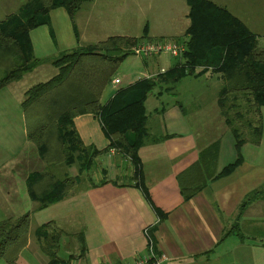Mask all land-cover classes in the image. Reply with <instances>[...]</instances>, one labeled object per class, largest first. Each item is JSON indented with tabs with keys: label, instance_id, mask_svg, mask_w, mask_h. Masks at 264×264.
<instances>
[{
	"label": "crops",
	"instance_id": "obj_1",
	"mask_svg": "<svg viewBox=\"0 0 264 264\" xmlns=\"http://www.w3.org/2000/svg\"><path fill=\"white\" fill-rule=\"evenodd\" d=\"M8 1L11 9L4 13L5 17L16 13L27 0L16 6ZM209 1L228 10L253 34L259 35V32L253 30L259 20L255 13L264 10V0ZM94 4L93 1L90 7ZM6 5L7 0L1 7ZM187 14L188 7L183 12L184 19L179 31L166 32V37L164 32H160L155 37H147L143 42L159 39L175 41L180 37L177 34L184 36L189 26ZM89 18L92 17L87 14V19L82 24L83 34L86 35ZM244 20H254V25L248 26ZM259 26L264 31V22H260ZM91 29L94 30L92 25ZM149 32L148 29V34ZM29 37L34 57L43 63H48L60 53L77 46L90 45L82 38L80 29L77 30L63 8L52 10L49 13V23L30 31ZM184 38L186 41L187 38ZM160 57L161 55L141 58L144 71L139 70L140 78L130 81L127 86L141 79L155 77L173 66H170L168 59L164 62L166 64L160 65ZM207 75L217 76L210 72L204 76ZM218 78L219 76L216 77L217 80ZM164 93L172 95L168 91H160L152 96L158 102L154 109L157 114V130L150 133L146 114L147 130L153 137H172L159 143H148L138 151L142 182L150 202L145 198L139 182L132 179L133 166L129 159L111 149L104 153L109 156L110 161L108 169H101V179L80 189L73 188L61 202L36 210L38 204L28 195L26 179L35 172L47 173L44 172L47 164L40 159L25 133L21 147L15 146L9 152L8 161L0 162V211L4 212L0 215V223L26 214V208H18L20 202H26V206L34 205L35 212L31 214V219L36 220L37 214L46 211L54 213L49 215L48 221H38L34 228H31L30 223L26 245L12 262L4 261L3 264H48L49 258L35 232L41 225L51 222L48 231L60 233V248L63 235H69L58 223L62 218L60 211L63 216L78 215L81 228V232L77 233L78 243L72 245L73 252L66 258L56 255L61 264H131L147 251L145 230L153 240L157 254L162 253L166 257L161 264H264V241L258 235L264 233V198L253 200L239 213V207L245 198L264 187V128L258 146L250 143L242 146L241 163L232 173L209 180L204 189L191 199L184 200L177 177L196 164L201 151L217 145L215 166L211 169L210 177L234 163L237 153L234 140L217 107V96L206 103L203 102L205 93H193L188 98L190 102L182 99L179 102L168 96L164 97ZM175 95L178 96L177 93ZM148 97L149 95L146 101ZM199 110H211L210 113L202 114L210 116L208 120L205 119L206 123L204 120L206 128L196 118L199 115L197 112H201ZM191 122L196 123L202 132L199 136L193 134ZM73 124L84 145L94 146L98 150L108 146L100 123L94 116L75 117ZM226 159L232 162L225 164ZM73 169L70 168L73 174L71 177L78 175V171L75 175ZM203 178L209 179L206 176ZM103 181L107 183L101 184ZM16 209L20 211L18 216L11 213ZM232 228L236 229L225 236Z\"/></svg>",
	"mask_w": 264,
	"mask_h": 264
},
{
	"label": "trees",
	"instance_id": "obj_2",
	"mask_svg": "<svg viewBox=\"0 0 264 264\" xmlns=\"http://www.w3.org/2000/svg\"><path fill=\"white\" fill-rule=\"evenodd\" d=\"M90 0H27L16 13L0 20V90L32 72L42 61L33 55L30 31L49 23V13L63 8L72 23L83 2ZM189 26L184 33L185 50L171 68L155 77L141 79L118 88L105 103L100 98L112 83L123 60L132 55L129 48L147 38L111 37L87 46H77L49 60L56 74L25 93L26 138L47 166H78V175L58 179L54 174L32 173L26 179L30 199L42 210L64 200L78 185L80 173L88 171L97 157L112 150L128 158L133 166L132 179L142 182L138 151L148 143H159L172 136H150L147 130L145 102L160 85L173 86L185 77L199 78L208 72L218 75L223 85L217 93V107L233 140L237 159L210 177L215 166L217 145L199 153L198 161L177 177L180 193L189 200L204 189L209 180L229 175L241 163V148L258 146L262 137L261 108L264 107V49L257 50V36L228 10L209 0H185ZM108 52H120L108 56ZM92 115L98 119L105 149L86 146L75 130L73 119ZM214 155V157H213ZM206 174V175H205ZM209 178L204 179L205 176ZM107 181L101 182L105 184ZM264 198V187L248 195L239 213L253 200ZM31 216L0 223V260L12 262L27 242ZM51 222L36 229L48 264H61L56 257L60 233L49 232ZM232 228L225 234L232 233Z\"/></svg>",
	"mask_w": 264,
	"mask_h": 264
},
{
	"label": "rangeland",
	"instance_id": "obj_3",
	"mask_svg": "<svg viewBox=\"0 0 264 264\" xmlns=\"http://www.w3.org/2000/svg\"><path fill=\"white\" fill-rule=\"evenodd\" d=\"M6 0H0V20H2L5 15L4 13L7 10H10L9 1L7 0L6 7L3 6V3ZM94 1V5L90 7V4ZM88 2H83L79 12L75 13L74 24L80 29L82 34V38L86 40L90 44H96L98 42L105 41L107 38L111 37H122L124 35L128 36L127 38H140L144 34V28H147L146 33L148 34V29L150 30L148 34V38L155 37L157 33L164 32V36L166 37V32L178 30L181 28L183 23V12L186 11L187 6L184 0H93ZM23 0H10V4L13 3L14 6L21 4ZM91 2V3H90ZM90 8V9H89ZM231 8V7H230ZM89 10V11H88ZM84 13V14H83ZM87 14L90 17L88 19L87 25H89L86 33L83 34V22L87 19ZM257 20V25L253 29L254 32L258 33L257 35V50L264 49V31L260 30L259 26L260 22H264V10L255 13ZM79 15V16H77ZM254 15V14H253ZM254 17V16H250ZM248 26L254 25V20H244ZM91 25L94 30L91 29ZM179 31V30H178ZM183 31V30H181ZM151 32L153 35H151ZM177 32V31H176ZM177 39L175 42L183 43L185 38L183 35H176ZM169 40V39H168ZM85 41V43H87ZM160 65L166 64L164 63L167 59L170 60V66L174 65L179 61V59H171L168 55H161L160 57ZM167 68V67H165ZM142 70L144 71L142 60L138 56L130 55L127 56L123 62L118 66V69L115 71L112 79H118L120 84L114 85V83L109 84L105 90L103 91L100 103L104 104L108 98L114 94L116 88L127 86L130 81L135 80L136 78H140L141 74L139 73ZM56 74V69L50 63H40L32 72L27 73L22 76L20 80L14 81L7 85L4 89L0 90V162L8 161L9 152L11 149H15L16 147H21V143L23 142V137L26 133V120H25V112L22 108V102L25 99L26 91L32 86L46 82L52 76ZM218 76V75H217ZM216 76V77H217ZM216 77H211L209 75L203 76L199 79H193L187 77L182 82L175 84L173 89L168 92L172 95L168 96L173 101L182 102H190L188 98L191 97L193 93H205L203 102L208 103L213 96H217V93L221 86L223 85L220 77L218 80ZM169 86L160 85L157 86L152 93L149 94L148 100L145 103L146 114L148 115V125L150 133L156 132L155 121L157 114L154 112V109L158 105V102L152 98L157 92L165 91V89ZM178 94L176 96L175 94ZM182 99V100H181ZM161 101V100H159ZM201 106V105H200ZM197 112L198 120H201V124L206 126V120L210 118V116H202L205 112L210 113L211 110ZM193 113V112H191ZM204 113V114H205ZM206 119V120H205ZM205 120V123H204ZM261 122H262V130L264 128V107L261 108ZM191 130L193 134L199 136L202 132L197 128L196 123L191 122ZM206 128V127H205ZM204 128V129H205ZM32 143V142H31ZM33 144V143H32ZM33 147L37 150L36 146L33 144ZM17 150V148H16ZM262 151H264V142L262 146ZM38 153V152H37ZM112 159V157H111ZM109 156L102 154L99 156L93 163V166L90 170L80 173L79 183L76 185V189L83 188L89 185L92 182H97L101 179L100 171L101 169H108ZM227 163L232 162L229 159L225 161ZM73 173L77 174V164L72 166ZM44 172H50L55 175L58 179H64L65 177L73 176L72 170L66 166H47V169ZM124 180V179H123ZM26 202H20L18 208L23 209L26 208L30 216L35 211L33 206H26ZM2 207V206H0ZM19 209L15 211H11V213L15 216H18ZM27 210L26 213H27ZM59 219V224L65 233L69 235H63L60 243V248L58 251V257L66 258L68 254L72 253L73 248L72 245L78 243L77 233L81 232L79 217L78 215H66ZM3 211H0V215L3 214ZM54 212L46 211L42 214H37L36 220L34 218L31 219V228H34L36 223L46 222L49 220V215ZM53 233H57L56 231ZM260 239L264 241V233L258 234ZM80 239V237H79ZM5 260L1 259L0 264H3Z\"/></svg>",
	"mask_w": 264,
	"mask_h": 264
},
{
	"label": "built area",
	"instance_id": "obj_4",
	"mask_svg": "<svg viewBox=\"0 0 264 264\" xmlns=\"http://www.w3.org/2000/svg\"><path fill=\"white\" fill-rule=\"evenodd\" d=\"M185 50L183 43L171 41L168 39H159L156 41L143 42L136 44L129 48V52L142 59L157 57L160 55H168L172 58L181 60V56ZM115 85L119 84V80L112 81ZM145 236L147 238V251L142 257H138L131 264H161L166 260V257L162 253H158L154 249L153 240L145 230Z\"/></svg>",
	"mask_w": 264,
	"mask_h": 264
},
{
	"label": "water",
	"instance_id": "obj_5",
	"mask_svg": "<svg viewBox=\"0 0 264 264\" xmlns=\"http://www.w3.org/2000/svg\"><path fill=\"white\" fill-rule=\"evenodd\" d=\"M108 56H119L120 55V52H108L107 53Z\"/></svg>",
	"mask_w": 264,
	"mask_h": 264
}]
</instances>
